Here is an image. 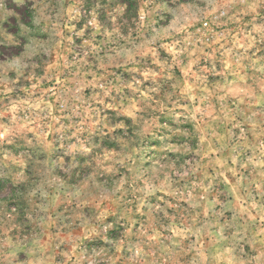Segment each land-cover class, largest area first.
Returning a JSON list of instances; mask_svg holds the SVG:
<instances>
[{
    "label": "rangeland",
    "instance_id": "1",
    "mask_svg": "<svg viewBox=\"0 0 264 264\" xmlns=\"http://www.w3.org/2000/svg\"><path fill=\"white\" fill-rule=\"evenodd\" d=\"M119 2L127 4L129 19L122 33L127 36L130 28L135 43L144 45L138 54L127 65L103 68L82 49L61 43L50 56L35 58L27 81L9 73L18 87L0 83V141H11L2 147L12 157L20 156L17 145L25 135L51 142L62 139L66 130L74 145L73 133L87 136L76 125L97 119L91 111L86 121L72 115L82 111L77 97L83 102L95 96L92 107L107 105L100 116L109 123L130 126L134 116H143L149 129L131 168L106 160V176L130 188L127 180L137 171L142 174L139 185L156 191L142 207L134 202L130 229L109 230L110 238L124 241L119 250L113 247L91 258L93 248L105 247L91 217L104 212V223H113L122 205L107 193L94 192L79 202H58L45 214L39 207L42 198L27 197L28 180L13 183L21 169L31 178L27 162L0 155V172L8 173L0 177V225L22 223L31 215L34 223L25 225V234L49 250L51 264H264V0ZM116 6L115 0L108 5ZM83 7L90 10L91 0ZM106 18L101 9V22ZM82 23L68 27L79 30ZM101 39L97 36V42ZM121 82L130 87L116 91ZM110 87L109 95L102 96ZM120 105L126 111L117 115ZM14 114L18 120L30 117L23 121L26 127H12ZM123 131L118 128L113 135ZM89 140L120 152L110 137L101 143L93 134ZM100 149L89 155H103ZM73 172L81 185H90L91 170ZM131 200L129 193L125 201ZM3 233L0 228V244L15 239L20 229ZM17 257L24 260L26 254Z\"/></svg>",
    "mask_w": 264,
    "mask_h": 264
},
{
    "label": "clouds",
    "instance_id": "2",
    "mask_svg": "<svg viewBox=\"0 0 264 264\" xmlns=\"http://www.w3.org/2000/svg\"><path fill=\"white\" fill-rule=\"evenodd\" d=\"M86 2L89 0H0V83L5 88L8 85L17 88L15 79L10 77L9 73L17 79L27 81L29 70L34 67L35 58L41 54L50 56L55 49L60 47L61 43L69 48L82 49L85 57L91 55L95 58L98 67L107 68L111 65L121 67L129 64L132 57L138 54L139 48L144 45L135 43L136 38L132 36L130 28L127 36L121 31L129 26V19L125 16L127 4L115 0L117 6L110 8L108 5L114 0H107V4L104 0H91L92 7L88 10L83 7ZM261 6L264 7V3ZM101 9L107 13V18L103 22L100 19ZM81 22L83 23L79 30L68 27ZM97 36L102 37L99 42H97ZM77 39L83 43L77 45L75 43ZM121 41H124V44H121ZM126 45H131V47ZM101 52L104 54L101 55ZM130 70L139 71L137 68ZM134 83L138 86V82L134 80ZM124 87H130V85L121 82L115 90L120 91ZM112 90V87L105 89L102 96H108ZM6 98L12 105H20L18 99ZM95 100L96 97L93 96L88 101L81 102V98L77 97L82 111L73 112L72 115H79L86 121V113L91 111L97 119L94 123L76 125L77 130L80 131L82 128L87 136L81 138V135L73 133L76 138L74 145L69 142L72 136L67 135L66 130L62 139L51 142L38 136L29 139L25 135L21 137L22 143L17 145L21 149L20 156L12 157L11 153H6L2 147L4 143H11V141H0V155H8L10 161L27 162L30 166L31 178L26 177L24 170L21 169L18 176L13 177V183H18L20 178L28 180V183L24 185L27 189V197L42 198L43 203L39 207L40 211L45 214L58 202H79L81 199L91 197L94 192L107 193L115 198L116 205H122L113 223H104L106 216L104 212L91 217L96 222V234L105 245L99 250L93 248L91 258L106 255L107 249L113 247L119 250L124 241L110 238L109 230L116 226L130 229V226L134 224L133 216L137 206L134 202H138V206L142 207L145 199L156 191L155 187L147 189L139 185L142 174L137 171H133L127 180V183L131 185L130 188L123 187L126 181L106 176L107 169L103 168L106 160L125 168H131V164L135 163L133 158L138 150H143L142 146L149 132L146 126L148 122L143 116L138 118L134 116L130 126L123 123H109L100 116V112L107 105L103 108L92 107V101ZM113 104L114 106L116 104L114 98ZM8 110L9 107L5 105V111ZM125 111L124 105H120V112L117 115ZM29 119L30 117L25 115L23 120H18L14 114L12 127L14 129L18 126L26 127L23 121ZM129 127H131V132H129ZM118 128L124 129L123 134L113 135ZM93 134L101 138V143H103V138L110 137L120 146V152H110L107 148L100 149V144L91 143L89 140ZM93 149H100L103 155L99 153L95 156L89 155ZM168 150L176 151L177 149L169 146ZM77 156L83 157V162L76 159ZM76 168L84 172L91 170L90 185L79 183L78 176L73 172ZM6 175L8 173L0 172V177ZM129 193L132 195V200L125 201ZM17 195L25 194L17 192ZM30 223H34L31 215L22 223L6 221L0 225V228L4 229V235L13 228L20 229L19 236L15 239H5L0 244V257H2L0 264H9V258H11L10 264H42V262L51 264L52 257L46 254L49 250L35 244L31 234H25V225ZM19 252L26 254L24 260L18 259L17 253ZM80 256L83 258V251ZM97 264H102V262H97ZM109 264H114V262L110 260Z\"/></svg>",
    "mask_w": 264,
    "mask_h": 264
}]
</instances>
